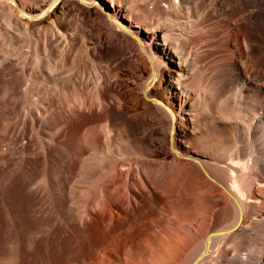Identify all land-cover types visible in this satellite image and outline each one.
<instances>
[{"label":"bare ground","instance_id":"obj_1","mask_svg":"<svg viewBox=\"0 0 264 264\" xmlns=\"http://www.w3.org/2000/svg\"><path fill=\"white\" fill-rule=\"evenodd\" d=\"M127 3L0 0V264H264V0Z\"/></svg>","mask_w":264,"mask_h":264},{"label":"rangeland","instance_id":"obj_2","mask_svg":"<svg viewBox=\"0 0 264 264\" xmlns=\"http://www.w3.org/2000/svg\"><path fill=\"white\" fill-rule=\"evenodd\" d=\"M128 3H127V2ZM140 1H142L143 2V0H118V2H119V4H124V3H127L128 5L129 4H131V6H132V4L136 7V5H138V3H140ZM201 5V4H200ZM130 6V7H131ZM134 6H132L134 9H135V7ZM202 7H204L205 9H207V14L209 13H211L210 15L208 14V17H212L213 19H214V23H212V27H210V29H211V32H213L212 34L214 35V36H211L212 38H213V40H215V39H217V40H215L216 42H217V44H216V42L214 41V42H211L210 43V45H216V46H218V45H220L222 48H221V50L223 49H225L224 51L227 53V54H229V55H223V53L225 54V52L224 51H221V53H219V56L221 57V56H225V57H221V58H228V56H229V58L231 57V55H230V53H228V51L229 50H234V49H232V48H230V47H226L225 45H226V41H224L223 39H225L226 38V36L225 35H223V34H225V33H227V31H228V33H229V30H228V23L226 22V21H224V20H226L225 18H224V16L217 10V8L216 7H209L208 8V6H207V4L206 3H204V5L202 6ZM207 7V8H206ZM212 9V10H211ZM209 10V11H208ZM136 11H138V10H135V12ZM138 13L140 14V12L138 11ZM215 13H217V14H215ZM220 13V14H219ZM186 14V11L185 12H183V13H180V15L183 17V19H185L186 20V18L188 17L187 16V14ZM214 14V15H213ZM212 15V16H211ZM223 17V18H221V16ZM216 16V17H215ZM221 18V20H218V19H220ZM222 19H224V20H222ZM89 19H86L85 21L86 22H82L81 24H80V22H77V20L76 21H72V23H70V21L71 20H67L66 22H65V24L67 23H69L68 25H70L71 27H77L78 29H76V31L77 32H79L80 30H86V29H88L89 27H90V25H91V21L89 20ZM218 21V22H217ZM223 21V22H222ZM90 22V23H89ZM220 22V23H219ZM78 24V26H77V24ZM66 24V25H67ZM74 24V25H73ZM214 24V25H213ZM79 25H80V27H79ZM88 25H89V27H88ZM131 25H133V24H131ZM82 26V27H81ZM179 26V22L177 23V25H176V27H178ZM83 27H84V29H83ZM88 27V28H87ZM81 28V29H80ZM100 28V29H99ZM80 29V30H79ZM96 29L98 30V31H96ZM224 29H225V31H224ZM79 30V31H78ZM95 31L98 33L97 35L98 36H100V37H103V39H107V37H108V44H104V46L101 48V47H98V49L101 51V52H103L104 53V55L105 56H107L108 57V61L113 65V66H115L116 65V63H117V65H119V64H121V61H122V59H124L123 57V54L121 53V55L123 56H121L120 55V52L119 51H117L116 49H114L111 45H110V42H109V36H108V34H106L107 32H106V29H104L102 26H96L95 28H94V33H95ZM84 32V31H83ZM80 33H81V31H80ZM202 33V32H201ZM201 33H198V34H200V37H199V35L197 34V36L200 38V39H202L203 38V33L201 34ZM96 34V33H95ZM100 34V35H99ZM211 34V33H210ZM211 34V35H212ZM106 36V37H105ZM217 36V37H216ZM216 37V38H215ZM224 37V38H223ZM212 38H211V40H212ZM22 39V37L21 38H19L18 40V43H20V40ZM212 40V41H213ZM221 41V43L222 42H224L225 43V45H224V48H223V44L224 43H222V44H220V41ZM19 45V44H18ZM17 45V46H18ZM213 45V46H214ZM35 46H36V44L32 41L31 42V45H29L28 46V48L26 49V48H23L22 50L23 51H26V50H28V51H31V52H34V50H35ZM215 46V47H216ZM206 48V49H205ZM228 48V49H227ZM103 49V50H102ZM205 49V50H204ZM76 52V51H75ZM201 53H202V55H205V56H203L204 58H205V60L210 64V61H212L211 63H214L216 60H217V57L215 56L216 54H214L215 53V51H214V49L212 50L210 47H205V46H203L202 45V48H201ZM76 54L78 55V52H76ZM220 54H222V55H220ZM208 57V58H207ZM207 58V59H206ZM216 59V60H215ZM119 61V62H118ZM214 61V62H213ZM123 62V61H122ZM66 63H68V62H66ZM65 63V64H66ZM116 65V66H117ZM80 68V66H78L76 63L75 64H71L70 62L68 63V64H66L65 65V70L66 69H70V71H69V75H72V76H74L76 73H77V71H78V69ZM93 89H94V87H93V82H91V80L87 83V88H86V90H85V93L87 94V95H90L91 93H92V91H93ZM214 123V124H213ZM207 124H208V127H206L207 126ZM212 124V125H211ZM210 125V126H209ZM216 125V126H215ZM221 125V123H219V121L217 122V121H215V122H207L206 124H205V127L204 128H202L203 130H206V129H208V130H206V132H207V134L208 135H210L209 137H216V135H218L219 134V130H220V126ZM211 126H213L212 128H211ZM216 127V128H215ZM218 128V129H217ZM216 129V130H215ZM212 130V131H211ZM215 130V131H214ZM215 132V134L214 135H212L211 133H214ZM218 133V134H217ZM217 137H219V136H217ZM11 186L12 185H6V186H4V187H0V248L2 247V245H4L5 244V242L8 240V237H9V235L10 236H12L13 234H14V232L16 233L15 235H19L21 232H22V230H24L25 229V225H27L28 223H29V225H30V222H28V220H27V217L26 218H24V219H21V218H23L24 216H22L21 215V213L22 214H24L25 215V213L27 212L26 211V209H25V207L23 206L22 207V205L20 204V203H17V202H12L13 201V197H16V199L18 198V196H16V190L14 191V190H12V188H11ZM13 192H15L14 193V195H13ZM19 194V193H18ZM15 199V198H14ZM15 199V200H16ZM4 200H6V203L4 202ZM17 201V200H16ZM19 205H21V206H19ZM25 212V213H24ZM12 214V217H14V216H16V217H14V219H12V222H8V220H7V217L8 216H10ZM27 214V213H26ZM8 215V216H7ZM14 215V216H13ZM22 216V217H20V216ZM27 216V215H26ZM27 221V222H26ZM14 222V223H13ZM15 225V226H14ZM28 226V225H27ZM16 229H17V231H16ZM10 232V233H9ZM19 234H18V233ZM12 233V234H11Z\"/></svg>","mask_w":264,"mask_h":264}]
</instances>
